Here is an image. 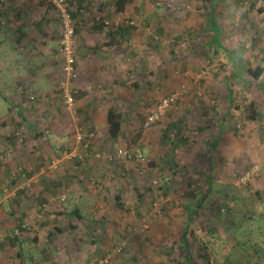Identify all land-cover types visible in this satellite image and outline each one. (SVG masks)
Returning a JSON list of instances; mask_svg holds the SVG:
<instances>
[{"label":"rangeland","instance_id":"rangeland-1","mask_svg":"<svg viewBox=\"0 0 264 264\" xmlns=\"http://www.w3.org/2000/svg\"><path fill=\"white\" fill-rule=\"evenodd\" d=\"M71 1L76 69L87 52L77 43L78 30L94 18L105 28L102 22L129 26L121 99L101 84L97 90L109 95L102 98L91 93L94 85L88 90L78 76L65 75L57 14L45 27L30 17L26 43L12 52L9 34L0 32V264H264V0H129L122 12L115 0ZM211 11L234 62L206 43L214 33ZM256 66L263 67L257 79L247 72ZM28 73L33 81L23 78ZM175 93L177 103L144 126L153 106ZM19 98L27 120L52 130L47 139L57 154L49 164L52 149L44 145L34 149L38 166L26 159L36 138L22 141L17 128L35 130L10 122L9 107ZM111 106L122 119L114 139L104 115ZM22 148L26 164L16 160ZM118 149L141 150L147 172L140 175L138 162L117 157ZM256 165L257 174L245 179ZM59 178V190L56 182L43 190ZM203 193V207L188 222L187 207ZM75 209L81 219L69 215ZM185 222L191 262L178 249Z\"/></svg>","mask_w":264,"mask_h":264},{"label":"crops","instance_id":"crops-1","mask_svg":"<svg viewBox=\"0 0 264 264\" xmlns=\"http://www.w3.org/2000/svg\"><path fill=\"white\" fill-rule=\"evenodd\" d=\"M51 12L52 11L49 9L48 5L40 0H7L3 5H0V19L2 18L6 20L5 26L0 29V32H3L4 30L7 31V33L9 34L8 38H12L14 35H20L24 39V35L26 34L25 32L29 30L26 24L28 23L30 17L36 15L39 23L42 24L43 27H45L46 25L50 24V21L52 19H54L52 18V15L54 14L53 12L51 14ZM94 19H92L89 28L86 27V29L84 27L85 29L83 28L77 31L78 45L81 48H85V50H87V52L83 51L86 54H82L78 60V80L87 82V84H89L85 85L86 89H88L91 84L94 85L93 91L91 93H100L102 95V98L109 97V95H107L105 92L97 90V88L102 87V85L106 87V89H108V91L106 92H110L113 90V97H117L122 93V85H124L123 83L125 79V69L120 61L122 51L121 49H124L126 46H131L133 36L131 33H128L125 30L108 31V29L105 27L100 28V26L93 24ZM38 20L36 19V21ZM32 31H36L38 33L39 29L37 30L34 28ZM43 31L48 32V30L45 29H43ZM3 39L4 38H2L0 41H3ZM49 39L47 40L48 44H50ZM47 51H51L49 46L47 47ZM16 64L17 66L15 67L20 68L18 66V63ZM22 64L23 67H29L26 62H23ZM16 70L19 71L20 69ZM20 74L21 73H18V76H15V78L20 77ZM47 75L50 76L49 74ZM23 78L30 81H33L34 79L33 77L30 78L29 73L27 75H24ZM226 98L228 101L227 108H229L232 100L230 90H228ZM221 128L216 130L217 135H215L213 139L214 143L212 144V146L215 148V150L221 143ZM218 153L222 155L221 157H224L223 153ZM216 162L218 163L219 159ZM215 169L213 168V171ZM56 180L60 182L61 185L62 179L59 178ZM61 212V214H63L64 211ZM68 213L69 215H73L70 212Z\"/></svg>","mask_w":264,"mask_h":264},{"label":"trees","instance_id":"trees-1","mask_svg":"<svg viewBox=\"0 0 264 264\" xmlns=\"http://www.w3.org/2000/svg\"><path fill=\"white\" fill-rule=\"evenodd\" d=\"M42 1V0H41ZM66 1H68L69 2V4L72 2L71 0H66ZM44 2L48 5V7H49V9L53 12V14L54 15H52V18H54V16L57 14V16H58V18H59V14H58V11H57V9L53 6V4H51V2L49 1V0H44ZM128 2H129V0H115V10L117 11V12H122V11H124L125 10V8L127 7V5H128ZM5 2H0V5H3ZM70 7H71V5H70ZM52 12H51V14H52ZM70 15H71V19H72V22H73V25H74V38H75V31L77 30L76 29V26H75V19H74V16H73V13H72V11H71V8H70ZM212 15H214L213 14V12L211 11V14H210V16H212ZM56 18V17H55ZM1 20H3V19H0V21ZM48 20V19H47ZM59 20H60V18H59ZM4 23H5V21H4ZM102 25L104 24V26H107V28H108V31H115V30H120V31H127L128 32V28H129V26L127 27V25L126 24H124V23H118V22H116V23H110V22H107V23H105V22H102L101 23ZM105 24H107V25H105ZM100 28H102V26L100 25ZM208 29H210V30H212V31H214V33H213V35L210 37V39H208V41L206 42L208 45H216V46H218V47H220L221 49H223L226 53H227V55H228V57L231 59V61L232 62H234V60H235V57H234V52L233 51H231V49H228V48H226L225 46H223L222 45V38H221V29H220V27H219V25H218V23H217V20L215 19V17L214 16H212V17H210V19H209V22H208ZM61 30H62V26H61V21H60V34H61ZM60 39H61V35H60ZM22 40H23V42H22ZM7 41H9V47H10V52H12V51H15V48H16V46L17 45H19V44H25L26 42H24V39H23V37L22 36H16V35H14L12 38H7ZM5 43V40L4 41H0V46L1 45H3ZM1 49V48H0ZM3 49V48H2ZM262 71H263V67H261V66H256V67H254V68H252V67H249L248 69H247V72L253 77V78H255V79H257V78H259V76L262 74ZM15 79H18L17 81H21L22 80V77L20 78V77H17V78H15ZM21 93H24L23 91L21 92ZM73 93H74V95H75V92L73 91ZM0 95H2V93H1V90H0ZM25 97L28 99V101L30 100V101H33V100H31V98H30V96L27 94V95H25ZM3 98V101H5L6 102V100H7V97H5V96H3L2 97ZM113 99H117V100H119L120 98H119V96H117V97H112ZM21 100L22 99H18V100H16L17 101V103H15V105L14 106H11V107H9V109H11V112H13L12 114V116H14V117H12L11 119H10V122L12 123V124H14V127L16 126H18V125H20V124H23V127L25 126V127H27V128H32V129H34L35 130V133H33V135L31 134V135H28V132L26 133V132H24V133H21V131L17 128L16 130H18L19 132V134H22V141H25V142H28L31 138L32 139H35L36 138V143H35V145L34 146H32V147H30V149H29V151H28V153H25V154H28V157H26V159H28L31 163H33V165L36 167V166H38V164H39V161H40V159H41V156H40V154L38 153V155H35L34 153H35V148H37L38 146H42V145H44V146H46L47 148H48V150L50 151V148L52 149L51 151H50V153H49V160H48V164L50 163V161L52 160V155H50L52 152L53 153H55V154H57L56 153V150H55V148H52V146L51 145H49V140L47 139V136L49 135V133H51V128H50V126H48V125H46V126H44L43 128H38V125L35 123V121H33L32 119L30 120V119H28L27 120V117H26V115L27 114H29V111H27V108L26 107H24V106H26L24 103H22L21 102ZM8 102V101H7ZM256 114V112L254 113V111L252 112V119H253V117H254V115ZM105 121H106V123H107V128H106V130H107V134H108V136L109 137H111V138H117L118 136H119V134L121 133V128H122V119H121V113H120V111H119V109H117L116 108V106H111V107H109L107 110H106V112H105ZM46 124H48V123H46ZM15 127V128H16ZM46 142H45V141ZM48 145V146H47ZM29 152H32V153H29ZM23 155H24V149L22 148V149H20L19 151H18V154H17V161L18 162H20V163H23V164H26L25 162H26V160L25 159H23ZM55 158V157H54ZM24 160H25V162H24ZM27 160V161H28ZM140 164V163H139ZM141 165V164H140ZM29 167H30V165H28ZM141 167H142V165L140 166V169H141ZM144 167H145V173L147 172V162H146V164L144 165ZM143 168V167H142ZM140 169H139V174L140 175H142L141 174V171H140ZM257 174V172L254 174V175H256ZM253 175V176H254ZM18 177H19V179H22L21 177H20V173L17 175ZM253 176H252V178H253ZM10 181L12 182V183H15V182H17V179H15L14 177H11L10 178ZM54 182H56L57 184H55V187H57L58 188V190L60 189V187H62V185H60V182H58V181H49V184L48 185H46L45 187H44V191H48L49 190V188H54ZM156 184H157V182H156ZM206 195L207 194H202L201 195V197H200V199H199V201L196 203V206L193 208V209H189L190 208V206H188L187 207V209H186V211H185V213L187 214V220H188V222H190L191 220H192V217L195 215V214H197V211H198V209H200L201 207H203V205H204V202H205V200H206ZM116 199H118L119 200V197L118 196H116ZM62 212H59V214H61ZM71 214H73V215H75L77 218H82V216H81V214L79 213V210L78 209H75L74 211H72V212H70ZM63 214H64V212H63ZM190 224L189 223H187V222H185V223H183V229H182V231H181V234H180V238H181V244H180V247L178 248V249H184V250H187V260L189 261V262H191V260H192V255H191V251H190V248H189V246H188V244H187V238H186V233H187V230H190L189 228H190V226H189ZM124 248L122 247L121 248V250H123ZM120 252V251H119ZM118 252V253H119ZM17 255H20V253L19 254H17ZM202 258L204 259V260H206V261H208V256L207 255H202Z\"/></svg>","mask_w":264,"mask_h":264},{"label":"built area","instance_id":"built-area-1","mask_svg":"<svg viewBox=\"0 0 264 264\" xmlns=\"http://www.w3.org/2000/svg\"><path fill=\"white\" fill-rule=\"evenodd\" d=\"M51 4L57 9L59 18L61 21V39H60V50L64 55V65L63 71L65 75L70 77L71 79H76L78 76V71L75 67L76 62V46L74 40V25L70 15V7L69 3L66 0H49ZM72 95L67 97V101L69 104L72 103ZM179 100V94H171L168 97H164L158 103H156L153 108L149 111L146 115L144 126L151 125L152 123L156 122L160 117L165 113L168 108H172L174 104L177 103ZM80 139V137H78ZM87 147V144L84 145ZM117 157H122L124 161H132L135 160L136 162L140 163L143 168L140 169L141 174L145 173L146 159L139 149L134 150H127V149H118ZM111 159V157H110ZM258 165L253 166L252 168L248 169L245 173L244 178L248 179L251 178L256 172ZM156 180L153 181L156 184Z\"/></svg>","mask_w":264,"mask_h":264}]
</instances>
